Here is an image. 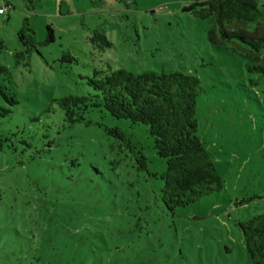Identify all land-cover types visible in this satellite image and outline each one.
I'll return each instance as SVG.
<instances>
[{"label":"rangeland","instance_id":"1","mask_svg":"<svg viewBox=\"0 0 264 264\" xmlns=\"http://www.w3.org/2000/svg\"><path fill=\"white\" fill-rule=\"evenodd\" d=\"M196 1L0 0L9 4L0 64L10 72L0 74L8 98L0 94V107L11 110L0 116V264H251L238 224L264 213V77L212 46L211 24L185 10ZM259 7L264 16V0ZM27 18L37 41L29 66L14 58L26 49ZM96 30L112 43L105 52L90 41ZM107 67L199 79L198 136L223 180L219 192L172 215L163 181L150 175L167 165L148 127L98 109L91 125L63 126L55 101L92 92L88 78ZM116 127L137 149L106 134ZM138 150L148 171L138 170Z\"/></svg>","mask_w":264,"mask_h":264},{"label":"trees","instance_id":"2","mask_svg":"<svg viewBox=\"0 0 264 264\" xmlns=\"http://www.w3.org/2000/svg\"><path fill=\"white\" fill-rule=\"evenodd\" d=\"M259 4L260 0H197L185 10L211 24L208 37L215 49L239 54L245 60L248 73L264 77V16ZM8 6L5 3L2 8ZM255 22L258 23L256 30H247V24ZM35 35L30 19H25L20 38L26 49L14 54L17 64L24 62V65H30L31 55L37 46ZM53 40V32L48 28L46 43ZM90 41L94 49L102 52L112 47L103 31H94ZM63 57L73 61L70 54ZM3 73L10 72L0 64L1 76ZM88 86L92 92L86 95L70 94L55 101L62 113L63 126L83 123L91 125L88 116L98 109L118 120H128L133 125L148 127L154 149L167 165L161 175H150L160 177L163 181L161 200L170 214L174 215L177 210L189 207L222 189L223 180L215 162L198 136L196 106L201 86L196 76L181 72L134 74L126 69L113 70L107 67L95 69L93 77L88 78ZM0 94L8 100L3 86L0 87ZM11 100L17 104L14 96ZM0 111L2 118L11 113V110H3L1 107ZM106 134L123 142L131 151L137 149L122 129L106 128ZM0 137L3 138V135ZM1 142L0 156L3 155V139ZM22 142L25 150L32 147L28 141ZM123 145L120 143L121 148ZM7 149L11 153L18 150L11 144ZM138 154V170L148 171V159L141 150H138ZM2 196L0 185V202ZM238 226L245 241L249 262L264 264V213Z\"/></svg>","mask_w":264,"mask_h":264},{"label":"built area","instance_id":"3","mask_svg":"<svg viewBox=\"0 0 264 264\" xmlns=\"http://www.w3.org/2000/svg\"><path fill=\"white\" fill-rule=\"evenodd\" d=\"M6 11H7L6 8L3 7L0 9V14H4Z\"/></svg>","mask_w":264,"mask_h":264}]
</instances>
